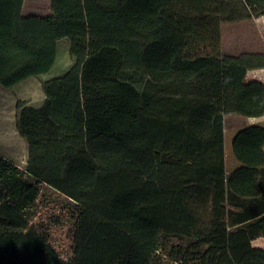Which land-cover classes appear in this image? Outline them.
<instances>
[{"label": "trees", "instance_id": "obj_1", "mask_svg": "<svg viewBox=\"0 0 264 264\" xmlns=\"http://www.w3.org/2000/svg\"><path fill=\"white\" fill-rule=\"evenodd\" d=\"M24 1L0 0V86L50 73L64 40L75 64L16 105L28 161L0 155V264H264V128L236 134L231 173L224 151L226 116H264V54L222 35L264 0Z\"/></svg>", "mask_w": 264, "mask_h": 264}, {"label": "rangeland", "instance_id": "obj_2", "mask_svg": "<svg viewBox=\"0 0 264 264\" xmlns=\"http://www.w3.org/2000/svg\"><path fill=\"white\" fill-rule=\"evenodd\" d=\"M51 13L49 0H25L23 16H46ZM223 53L232 57L241 55L264 54V21H243L222 26ZM69 41L64 40L59 44L58 57L54 68L45 75L33 76L13 88L6 89L0 86V155L19 167L27 169L28 147L26 141L19 135L16 127V105L25 101L32 107H40L45 99L43 85L55 77L62 76L75 64L74 58L69 53ZM255 80L264 82V71L251 75ZM252 79V78H251ZM264 128V120L248 119L239 115H229L224 118V151L227 173H231L240 164L236 161L232 143L236 134L249 126ZM41 216L47 212L58 215L63 207H68L69 201L59 193L46 188L43 192ZM50 214V213H48ZM43 218H45L43 216ZM264 241H256L258 245ZM169 260L164 256L162 263Z\"/></svg>", "mask_w": 264, "mask_h": 264}, {"label": "crops", "instance_id": "obj_3", "mask_svg": "<svg viewBox=\"0 0 264 264\" xmlns=\"http://www.w3.org/2000/svg\"><path fill=\"white\" fill-rule=\"evenodd\" d=\"M259 20H263V21H264V16H261V17H259V18H257V19H253V21H256V22L259 21ZM263 71H264V69H257V70L249 71L248 74H247V79H248V80H255V78H256L255 75H254V77H251V75L254 74V73H257V72H263ZM251 78H252V79H251ZM256 81H260V80H256ZM260 82L264 83L263 81H260ZM248 119H256V120H260V119H262V120H264V116L261 117V118H248ZM253 126H254V125H253ZM256 241H264V239H263V238H260V239H258V240H256ZM256 241H254V242L252 243V245H253L254 247H256V248L264 249V244H263V243H259L258 245H254Z\"/></svg>", "mask_w": 264, "mask_h": 264}]
</instances>
